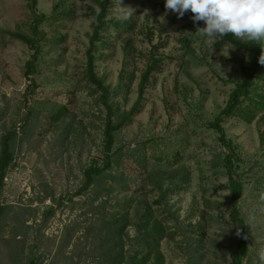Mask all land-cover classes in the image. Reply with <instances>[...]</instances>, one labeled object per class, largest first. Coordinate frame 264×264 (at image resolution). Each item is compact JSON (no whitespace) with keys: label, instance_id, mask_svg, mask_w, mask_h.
<instances>
[{"label":"rangeland","instance_id":"rangeland-1","mask_svg":"<svg viewBox=\"0 0 264 264\" xmlns=\"http://www.w3.org/2000/svg\"><path fill=\"white\" fill-rule=\"evenodd\" d=\"M61 1L37 0L39 14L68 10L38 27L46 41L39 42L37 71L26 77L32 50L14 35L32 37V13L26 0H0V142L15 130L0 193V264H98L100 251L114 244L125 256L150 253V262L157 252L163 264H230L237 239L222 166L227 150L208 124L243 79L247 53L202 36L201 26L194 28L187 13L177 18L164 0H112L107 19H130L133 26L101 31L94 71L115 108L134 112L113 134L110 168L83 188L86 168L104 159V112L83 75L96 7L93 0L59 7ZM153 50L163 61L137 101ZM258 116L221 124L239 159L237 207L248 238L242 264H261L264 251V117L257 122ZM145 201L148 226L164 229L151 249L134 243L142 232L136 210L142 214ZM116 231L121 241L110 238Z\"/></svg>","mask_w":264,"mask_h":264},{"label":"trees","instance_id":"trees-1","mask_svg":"<svg viewBox=\"0 0 264 264\" xmlns=\"http://www.w3.org/2000/svg\"><path fill=\"white\" fill-rule=\"evenodd\" d=\"M29 9L32 13V25L31 32L32 37H25L23 35L15 34L22 40L30 50L32 54L30 59L24 66V76L29 77L33 75L37 69L35 67L36 56L40 51L39 42H45V36L42 31L38 29L43 22L50 21L56 15H64L67 10H58L47 16L45 14H39L35 10L37 0H26ZM62 0L58 3L59 7L63 4ZM112 0H93L95 10L92 11L94 16V24L92 26V32L89 36V46L86 50V66L84 71V79L90 85V93L95 96L94 103L96 106L103 110V164L101 166L89 165L84 171L85 183L83 188H86L91 184L96 176H99L104 170L110 168L112 162V145L114 142L113 134L120 129V127L129 120L130 116L134 112V107L129 111H120L119 108H115L114 103L111 102L112 91H110L108 85H105L103 79L97 76L94 71L95 68V52L98 50V42L101 40V31L106 29L107 26L116 29L118 32L122 30H130L133 26L130 19H107L108 10L110 8ZM187 14L191 17L193 14L189 11ZM125 26V27H124ZM196 26L204 27V23L197 22ZM220 41L227 42L237 49L243 50L247 53L248 61L241 65V75L243 79L235 83L234 88L228 95V99L225 106L221 109L220 113L209 122L208 126L217 133V140L221 143L222 147L227 150L222 159V166L225 168L227 175V181L230 189V197L228 201L230 220L235 224L236 242L232 251V259L230 264H242L243 259L247 256L248 238L244 220L240 215V211L237 204L242 194V182L238 173L235 171L234 160H239L235 155L233 144L226 138L223 127L221 126L225 118L236 116L238 119L245 123H251L257 115V122L264 117V82L259 83V80H264V65L259 63V57L264 54V40L258 42H250L246 38H237L231 34L224 37H217ZM45 40V41H44ZM155 51H150L148 56V64L145 66L143 72L140 75L138 82V95L137 101L141 98L145 86L149 82V78L158 70H160L162 64V56H156ZM132 77V75H130ZM132 79V78H130ZM30 86L34 87L35 82L31 80ZM59 113L56 114L57 118ZM262 132H259V136L262 137ZM15 135V130H10L7 134L2 136L0 142V193L4 186V179L7 172V167L12 161V153L10 151V140ZM261 139V138H260ZM124 179H120L122 183ZM160 188V187H159ZM162 199V196H161ZM139 207H145L142 214L137 209V227L142 229L135 236L134 243H139L146 249L154 247L156 242L163 236L164 229L159 225L154 228L149 227L150 213L148 212L147 202H139ZM4 208L0 206V216L2 215ZM52 213V211H50ZM140 216V217H139ZM143 218V221L141 219ZM142 226V227H141ZM159 226V227H158ZM121 231V230H120ZM116 231L110 238L116 242L121 241V232ZM118 237V238H117ZM120 237V238H119ZM141 237L142 241H138ZM109 238V239H110ZM117 238V239H115ZM117 244L106 249L101 250L99 253L98 264H121L122 261H127L128 264H163L161 262V255L156 252L155 257L150 262V253H146L140 256L139 251H135L130 254L127 252L125 256L123 247L116 249Z\"/></svg>","mask_w":264,"mask_h":264},{"label":"clouds","instance_id":"clouds-1","mask_svg":"<svg viewBox=\"0 0 264 264\" xmlns=\"http://www.w3.org/2000/svg\"><path fill=\"white\" fill-rule=\"evenodd\" d=\"M164 7L182 18L191 12L194 24L203 22L197 31L215 38L231 34L250 42L264 40V0H164ZM264 65V54L259 57ZM264 264V251L259 254Z\"/></svg>","mask_w":264,"mask_h":264}]
</instances>
